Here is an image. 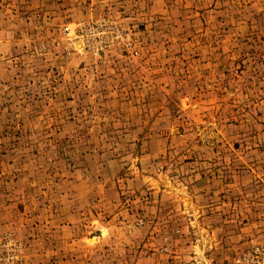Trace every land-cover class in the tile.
I'll list each match as a JSON object with an SVG mask.
<instances>
[{
	"label": "rangeland",
	"instance_id": "374dc122",
	"mask_svg": "<svg viewBox=\"0 0 264 264\" xmlns=\"http://www.w3.org/2000/svg\"><path fill=\"white\" fill-rule=\"evenodd\" d=\"M0 264H264V0H0Z\"/></svg>",
	"mask_w": 264,
	"mask_h": 264
}]
</instances>
